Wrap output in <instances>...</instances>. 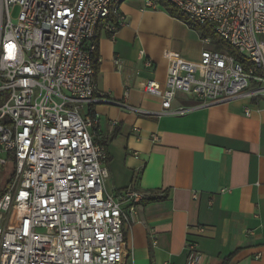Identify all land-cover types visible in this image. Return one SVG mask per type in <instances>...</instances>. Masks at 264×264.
Instances as JSON below:
<instances>
[{"label": "built area", "instance_id": "obj_1", "mask_svg": "<svg viewBox=\"0 0 264 264\" xmlns=\"http://www.w3.org/2000/svg\"><path fill=\"white\" fill-rule=\"evenodd\" d=\"M122 1L0 0V171L13 169L0 192V264L123 263L124 227L146 195L105 192L107 150L92 139L98 120L82 115L87 105L112 103L97 91L95 38L103 22L111 34L125 24ZM166 1L212 26L250 65L217 50L197 63L172 61L163 85L143 87L163 100L162 114L264 96V0ZM177 94L196 104L171 111ZM187 253V264H198L193 245Z\"/></svg>", "mask_w": 264, "mask_h": 264}, {"label": "crops", "instance_id": "obj_2", "mask_svg": "<svg viewBox=\"0 0 264 264\" xmlns=\"http://www.w3.org/2000/svg\"><path fill=\"white\" fill-rule=\"evenodd\" d=\"M118 10L125 24L111 34L103 22L96 34L97 91L112 103L82 115L98 120L92 139L107 150L105 192L146 195L124 227L122 264H187L190 245L198 264H264V96L162 114L145 81L163 85L172 61L197 63L215 46L153 2ZM195 104L177 94L166 106Z\"/></svg>", "mask_w": 264, "mask_h": 264}, {"label": "trees", "instance_id": "obj_3", "mask_svg": "<svg viewBox=\"0 0 264 264\" xmlns=\"http://www.w3.org/2000/svg\"><path fill=\"white\" fill-rule=\"evenodd\" d=\"M154 4H158L163 10H165L171 17L177 18L183 23H185L189 28L198 31L202 34V36H208L211 42L215 46V50L217 51H225L228 54L234 56L238 61H240L245 68L249 67V63L242 58L237 51L230 47L225 41H223L220 37H218L214 33V28L212 26H201L190 20L184 14L180 13L177 9H175L168 1L166 0H151ZM112 19V18H111ZM98 30V28H97ZM97 34V32H96ZM97 37L95 38V40ZM152 200H160L159 197L150 199Z\"/></svg>", "mask_w": 264, "mask_h": 264}, {"label": "rangeland", "instance_id": "obj_4", "mask_svg": "<svg viewBox=\"0 0 264 264\" xmlns=\"http://www.w3.org/2000/svg\"><path fill=\"white\" fill-rule=\"evenodd\" d=\"M12 21H15L19 14V7L15 6L10 11ZM13 173L12 167L9 165L5 166L0 171V192L6 187L10 177Z\"/></svg>", "mask_w": 264, "mask_h": 264}]
</instances>
